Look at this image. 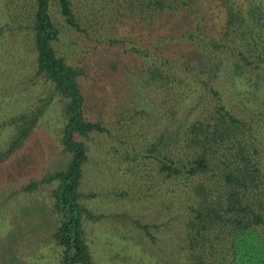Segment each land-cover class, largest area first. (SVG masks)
I'll use <instances>...</instances> for the list:
<instances>
[{
	"label": "trees",
	"instance_id": "trees-1",
	"mask_svg": "<svg viewBox=\"0 0 264 264\" xmlns=\"http://www.w3.org/2000/svg\"><path fill=\"white\" fill-rule=\"evenodd\" d=\"M53 4L69 27L82 30L71 0H0V32L15 26L30 34L26 58L16 57L15 66L45 84L44 96L29 98L0 123L10 127L0 162L23 147L49 103H59L64 165L20 186L48 189L56 218L52 264H101L85 227L100 216L82 202L79 188L90 139L108 131L101 119L111 117L147 119L155 130L136 131L135 137L146 133L148 151L171 181L167 192L189 202L179 246L167 249V264H264V114H255L264 111V0H119L123 25L98 47L116 57L111 70L120 73L110 84L119 80L124 91L112 97L100 75L106 93L96 100L117 102L107 110L98 106L97 116L89 109L84 67L54 47L60 32ZM136 36L153 43L126 48ZM186 180L192 185L181 195L177 187ZM133 222L153 238L148 223Z\"/></svg>",
	"mask_w": 264,
	"mask_h": 264
},
{
	"label": "rangeland",
	"instance_id": "rangeland-1",
	"mask_svg": "<svg viewBox=\"0 0 264 264\" xmlns=\"http://www.w3.org/2000/svg\"><path fill=\"white\" fill-rule=\"evenodd\" d=\"M71 4L82 30L69 27L57 5H51L60 32L54 47L67 62L84 67L89 109L92 116H97L101 112L98 106L107 110L110 103L117 102L97 101L105 95L104 89L112 97L124 91L119 80L113 79L110 84L111 76L120 73V69L111 70L116 57L106 53L105 47H98L106 45V36H112L114 27L123 25L119 23L121 7L119 0H71ZM16 11L15 17L21 20L22 11ZM29 36L28 28L15 26L12 31L0 32V60L5 59L0 69V123L28 104L29 98L44 96L45 84L31 80L27 68L21 75L15 66L16 57L21 59L27 54ZM127 41L126 48L135 42L138 46L153 43L150 38L137 36ZM15 47L19 51H14ZM147 60H150L148 56ZM139 66L143 70L142 59ZM100 75L106 78L107 88L103 90ZM243 96L251 98V95ZM242 103L247 106L248 101L242 99ZM255 106L252 104V108ZM255 114L264 111L258 109ZM60 118L59 103L52 100L23 147L0 162V264L53 263L56 249L51 235L56 229V218L51 212L48 189L41 186L24 191L20 186L64 165V153L58 141ZM101 120L108 131L90 139V155L83 165L79 188L82 202L100 216L95 222H85L93 255L101 264H167V249L171 252L179 246L178 238L184 230L181 216L188 215L189 202L177 198V191L167 192L171 181L159 171L158 162L152 157L154 153L148 151L150 141L146 133L135 137L136 131L155 130L146 118L136 117L131 123L119 117ZM9 128L0 125V151L8 142ZM139 150L144 153H138ZM191 185L186 180L177 189H182L179 193L183 195V189ZM133 220L148 223L153 238Z\"/></svg>",
	"mask_w": 264,
	"mask_h": 264
}]
</instances>
